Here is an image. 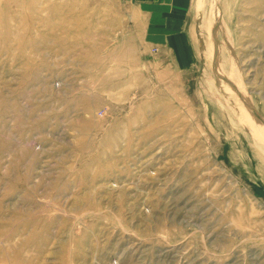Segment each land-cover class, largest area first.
Masks as SVG:
<instances>
[{
	"label": "rangeland",
	"instance_id": "obj_1",
	"mask_svg": "<svg viewBox=\"0 0 264 264\" xmlns=\"http://www.w3.org/2000/svg\"><path fill=\"white\" fill-rule=\"evenodd\" d=\"M118 5L0 0V264H264V0L184 68Z\"/></svg>",
	"mask_w": 264,
	"mask_h": 264
},
{
	"label": "crops",
	"instance_id": "obj_2",
	"mask_svg": "<svg viewBox=\"0 0 264 264\" xmlns=\"http://www.w3.org/2000/svg\"><path fill=\"white\" fill-rule=\"evenodd\" d=\"M124 14L142 31L145 47H161L172 54L179 67H189L196 59V4L198 0H114ZM163 57V55H161Z\"/></svg>",
	"mask_w": 264,
	"mask_h": 264
},
{
	"label": "bare ground",
	"instance_id": "obj_3",
	"mask_svg": "<svg viewBox=\"0 0 264 264\" xmlns=\"http://www.w3.org/2000/svg\"><path fill=\"white\" fill-rule=\"evenodd\" d=\"M248 114H249V112H248ZM250 116V115H249Z\"/></svg>",
	"mask_w": 264,
	"mask_h": 264
}]
</instances>
